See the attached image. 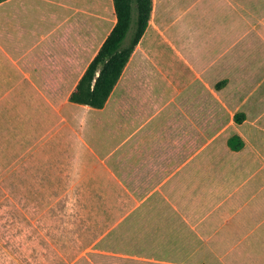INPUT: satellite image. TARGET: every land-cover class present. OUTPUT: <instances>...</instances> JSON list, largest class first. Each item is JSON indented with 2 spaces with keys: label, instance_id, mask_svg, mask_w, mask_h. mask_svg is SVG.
<instances>
[{
  "label": "crops",
  "instance_id": "obj_1",
  "mask_svg": "<svg viewBox=\"0 0 264 264\" xmlns=\"http://www.w3.org/2000/svg\"><path fill=\"white\" fill-rule=\"evenodd\" d=\"M101 1H0V86L15 88L22 111L21 127L0 128L4 164L14 166L16 180L30 182V168L50 167L59 144L70 158L89 153L108 168L126 151L128 178L146 191L142 202L168 184L174 207L189 209L190 228L219 245L222 264H264V121L248 112L256 102L252 90L242 91L245 70L262 72L256 85L264 81V0H152L148 25L119 79L104 105L93 107L69 96L116 22L113 0L111 22ZM26 36L29 44L21 42ZM70 40L100 41L86 53L71 49ZM208 53L217 56L211 63L193 57ZM165 54L175 57L165 70L193 72L191 86L203 85L204 72H223L228 87L233 73L232 98L246 116L234 129L244 141L240 149L213 142L209 110L200 113L206 123L198 133L195 96L188 97L193 109L184 104L179 81L155 58ZM158 80L175 85L171 109L155 94ZM69 86L65 100L55 101L53 88ZM127 126L117 142L116 131Z\"/></svg>",
  "mask_w": 264,
  "mask_h": 264
},
{
  "label": "rangeland",
  "instance_id": "obj_2",
  "mask_svg": "<svg viewBox=\"0 0 264 264\" xmlns=\"http://www.w3.org/2000/svg\"><path fill=\"white\" fill-rule=\"evenodd\" d=\"M101 10L111 22L114 17L111 1L102 0ZM32 39L26 36L21 42L29 44ZM99 41L70 40L69 47L83 48L88 53ZM193 57L200 65L217 58L212 53ZM155 58L165 70L175 57L165 54ZM164 73L176 84L179 81L183 89L180 97L192 109L194 102H188V97L195 96L198 133L206 123L200 113L212 112L213 142L224 147L227 134H233L238 124L236 113L243 111L232 98L236 93L233 73L228 87L229 80H224L227 77L223 72H204L208 76L201 86H191L194 84L191 71ZM242 73V91L252 90L251 100L256 99L248 112L258 113L264 121V81L260 85L255 82L262 72ZM127 78L128 64L121 82ZM53 89L54 100L62 102L72 86ZM14 90L12 86H0V128L22 126L21 99ZM175 91V85L158 80L155 94L159 100H167L165 110L173 108L168 101ZM28 113L27 110L25 118ZM43 115L47 117L50 112L43 111ZM208 122L209 119L207 126ZM24 126L29 127L28 123ZM127 130L128 126L116 131L117 142ZM259 136L263 142L264 132ZM118 153L119 157L108 168L89 153L84 158L80 152L78 160L74 152L70 158L59 144L52 151L50 167L32 166L31 181L20 182L14 177V166L4 164L0 145V264H222L219 245L190 228L184 217L189 209L174 207L168 184L152 191L142 202L146 191L136 178L131 181L128 178V152Z\"/></svg>",
  "mask_w": 264,
  "mask_h": 264
},
{
  "label": "trees",
  "instance_id": "obj_3",
  "mask_svg": "<svg viewBox=\"0 0 264 264\" xmlns=\"http://www.w3.org/2000/svg\"><path fill=\"white\" fill-rule=\"evenodd\" d=\"M113 4L116 22L70 93L73 102L93 107L104 105L148 25L152 0H113ZM242 116L236 113V121H241ZM227 143L238 150L244 141L234 133Z\"/></svg>",
  "mask_w": 264,
  "mask_h": 264
}]
</instances>
